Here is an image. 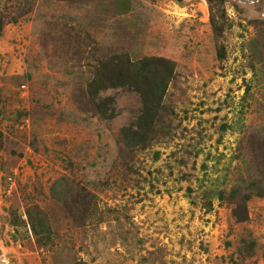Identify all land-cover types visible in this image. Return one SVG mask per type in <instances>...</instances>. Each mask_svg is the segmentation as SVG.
Segmentation results:
<instances>
[{"label": "rangeland", "instance_id": "1", "mask_svg": "<svg viewBox=\"0 0 264 264\" xmlns=\"http://www.w3.org/2000/svg\"><path fill=\"white\" fill-rule=\"evenodd\" d=\"M0 264H264V0H0Z\"/></svg>", "mask_w": 264, "mask_h": 264}, {"label": "trees", "instance_id": "2", "mask_svg": "<svg viewBox=\"0 0 264 264\" xmlns=\"http://www.w3.org/2000/svg\"><path fill=\"white\" fill-rule=\"evenodd\" d=\"M149 62H150V61H149ZM149 62H148V63H149ZM142 64H145V63H142Z\"/></svg>", "mask_w": 264, "mask_h": 264}]
</instances>
